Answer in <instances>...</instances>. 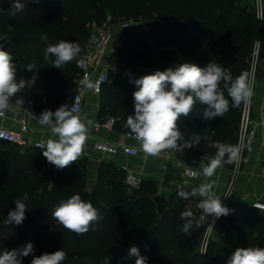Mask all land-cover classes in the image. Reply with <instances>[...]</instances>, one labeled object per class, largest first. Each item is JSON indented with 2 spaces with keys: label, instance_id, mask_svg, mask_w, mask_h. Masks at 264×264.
<instances>
[{
  "label": "trees",
  "instance_id": "16d2710c",
  "mask_svg": "<svg viewBox=\"0 0 264 264\" xmlns=\"http://www.w3.org/2000/svg\"><path fill=\"white\" fill-rule=\"evenodd\" d=\"M8 1L0 0V4ZM19 2L25 5L22 11L12 8L0 18V36L7 41L3 50L13 57L17 81L23 78L26 82L10 102L23 100L22 105H26L32 99L39 114L46 109L54 112L63 104L70 108L80 78L77 57L61 69L47 65V44L70 40L81 48L88 42L87 25L103 19L106 13L132 23L113 42L109 58L113 66L140 68L143 76L184 62L199 67L213 62L222 65L235 79L250 71L253 53L259 48V68L264 71V17H257L248 0ZM44 36L47 40L42 39ZM28 65H34L33 71L27 70ZM130 79L135 78L110 81L100 97L98 122L114 118L115 130L122 134L130 133L124 125L127 117L134 115L133 92L137 88ZM224 95L228 98L226 90ZM243 105L233 107L230 101L223 118L208 121L203 118L204 106L197 104L187 118L181 117L177 123L185 139L198 134L201 140L179 152L209 159L217 151L210 147L212 142L237 145ZM48 165L42 150L22 149L0 141V253L31 242L36 256L64 250L67 258L63 264H102L105 257L110 258V264H135V257H129L128 251L136 246L147 257V264H226L238 247L264 248V212L247 205L227 207L232 211L219 220V243H212L201 253V198L185 200L177 196L178 192H191L193 188L174 190L166 213L160 215L153 200L159 192L155 182L142 180L138 189H129L125 172L112 161L99 165L96 179L89 186L86 158L57 171ZM234 165L222 167L232 169ZM24 194L29 197L25 202L26 219L21 225L11 224L7 214L15 208L13 202ZM73 194L90 201L101 216L82 235L65 229L52 217L55 208ZM182 211L193 213L188 234L181 230ZM32 258L31 254L23 258L22 264H31Z\"/></svg>",
  "mask_w": 264,
  "mask_h": 264
},
{
  "label": "clouds",
  "instance_id": "9594fccd",
  "mask_svg": "<svg viewBox=\"0 0 264 264\" xmlns=\"http://www.w3.org/2000/svg\"><path fill=\"white\" fill-rule=\"evenodd\" d=\"M24 7L19 0H12V8L17 12L22 11ZM42 39L47 40V36ZM80 51L77 42L60 40L56 44H47L44 59L47 65L61 69L73 61ZM33 69L34 65L27 66L28 71ZM126 74L131 76L130 73ZM249 77L250 73L244 71L233 79L231 73L218 63L209 62L206 66L199 67L194 63L184 62L163 71L157 70L152 74L130 79L137 88L133 92L134 115L127 117L124 126L139 142L144 159L158 156L164 150L183 152L186 148L199 144L201 137L193 134L191 140L185 139L178 127L179 119L187 118L197 104L204 106L203 118L208 121L217 117L223 118L229 110L230 101L233 107H238L241 103L249 104L254 94ZM35 79L34 75L32 83ZM81 83L86 87H92L89 81ZM25 86L23 78L17 81L16 66L11 53L0 47V113L9 108L10 99ZM224 90L227 91L228 98L225 97ZM22 104L23 100H16L17 107ZM38 122L42 126H47L53 137H58L49 138L43 144L42 154L48 163L57 169H63L80 158L91 121L82 119L63 104L54 112L44 110L38 117ZM210 147L217 151L207 163H200L199 167L204 176L212 177L216 170L225 164L239 165L241 145L214 141ZM214 183H203L193 188L191 192L177 193L178 198L185 200L200 197L198 207L205 215L214 218L213 225L215 219L227 216L232 211L223 206L220 196L214 193ZM28 199V195L24 194L22 198L13 202L15 208L7 214L9 223L15 225L23 223L28 210L25 202ZM52 217L65 229L77 235L87 233L90 227L101 219L99 210L90 201L82 200L79 194H73L62 201L52 212ZM180 219L183 221L181 230L188 234L192 228L193 213L182 211ZM209 228H213L212 225H209ZM34 252V245L31 242L18 249L4 250L0 253V264H22L23 258L30 254L33 255L31 264H63L67 258V253L62 249L52 253L45 252L39 256L34 255ZM128 256L135 257V264H147V257L141 255L136 246L129 248ZM102 264H110V258L105 257ZM226 264H264V248L238 247Z\"/></svg>",
  "mask_w": 264,
  "mask_h": 264
},
{
  "label": "built area",
  "instance_id": "2783aa9c",
  "mask_svg": "<svg viewBox=\"0 0 264 264\" xmlns=\"http://www.w3.org/2000/svg\"><path fill=\"white\" fill-rule=\"evenodd\" d=\"M30 4H39L42 0H26ZM253 5L256 9L257 17L263 19L264 17V4L263 0H254ZM132 23H124L116 30V26L109 24L108 26L100 27L97 23L92 22L89 24V28L92 30V34L88 42L83 46L81 53L78 54L76 60V66L80 72V78L76 81L75 92L72 98L70 108L74 114L84 119L85 101L88 95L101 97L103 88L110 82L109 72L113 65L109 63L110 52L116 35H119L124 30L131 28ZM2 45H0L1 47ZM124 70L123 80L127 77H132L135 68H122ZM259 48H256L250 66V84L253 88V96L251 102L247 105H243L241 122L239 127V136L237 145L242 146L241 161L239 165H234L231 169L228 179H220L214 186L213 191L217 196H220L223 206L228 207L230 205L238 207L244 204L260 212H264V202L257 199L255 196L251 197L248 202L247 197L240 199L236 197V193L239 190L242 177L246 173V168L249 166L251 158L258 154L264 155V96L258 98V91L261 82L258 78L259 71ZM126 73H130L131 76ZM89 81L92 87H86L81 82ZM25 112L32 119H37L40 116L33 108V100L30 99L25 105ZM7 118V110L0 113V121H4ZM116 120L110 118L105 122H97L94 125L96 132L100 131H113L115 129ZM31 130L29 123L23 121L20 123V130L14 131L4 126L0 127V141L7 144L18 146L22 149L35 148L43 150V142L33 141L30 137ZM127 141H135L137 145L131 144ZM93 149L104 155L105 157L112 159L117 157L119 153H123L130 159H137L142 151L140 144L136 140L135 136L131 133L123 135V140L118 144H110L105 142H97ZM176 150H164L159 155L167 158L174 159L181 155ZM201 161L198 158L191 160L189 165H184L180 161L175 162V167L183 172L186 183L195 182L200 184V177L203 174L199 169ZM50 168L54 167L49 163ZM122 170L126 174L125 183L129 189H138L142 183L140 176L129 165H121ZM250 175L253 177L259 176L264 178V160L259 167L258 172L253 171ZM209 177L203 176L201 184L208 183ZM200 184V185H201ZM221 218V217H220ZM215 219L214 225L212 224L213 217L205 215L202 209L199 208V225L203 229V235L199 250L204 253L209 246L213 243L218 234L219 220ZM212 225L213 228H209Z\"/></svg>",
  "mask_w": 264,
  "mask_h": 264
},
{
  "label": "crops",
  "instance_id": "0c3cea01",
  "mask_svg": "<svg viewBox=\"0 0 264 264\" xmlns=\"http://www.w3.org/2000/svg\"><path fill=\"white\" fill-rule=\"evenodd\" d=\"M2 4H0V6ZM3 14L4 12L0 8V18ZM88 26L89 25H87V28H89ZM118 36L119 35H116L115 39ZM6 43L7 41L0 36V45H2V48L5 46ZM83 46L84 45H82L80 48L81 51L83 49ZM115 68L117 71L116 75L112 78V80L123 79L124 70L117 66H115ZM263 96L264 83H261L259 86L258 98L260 99ZM100 102V97L88 95L86 98L84 119H86L87 121H91V124L88 126L89 131L87 133V140L84 146L83 153L79 158H86L88 160L89 173L92 176V181H95L96 179L99 165L103 161H112L118 166L129 165L136 172V174L140 176L142 180L154 181L159 190L158 195H163L167 198H169L171 193L176 189H187L200 186L201 179L204 176L203 174L200 177V184H197L196 181L186 183L185 177L183 176V172L175 167V162L177 161H180L184 165H189L191 160L197 157H191L188 155L181 154L175 157L174 159H167L161 155L155 157L149 156L147 159H144V153L142 152L137 159H130L126 157L123 153H119L117 157L109 159L104 155H101L100 153L96 152L93 147L97 142L102 141L110 144H118L121 140H123L124 135L122 133L117 132L115 129L113 131H95L94 125L98 122ZM9 105V108L7 109V118L4 121H0V127L4 126L8 129L19 131L20 123L23 121H27L31 130L29 137L33 141H41L44 143L49 138L58 139V137H53V134L47 126H42L40 125L37 119H32L31 117H29V115L25 112V105H20L19 107H17L16 104L11 103L10 101ZM127 142L137 145L135 141ZM198 159H200V161L204 163H207L208 161V159L204 158ZM262 160H264V155L256 154L251 158L250 164L246 168V173L242 177L239 190L236 193L237 198L241 196L240 199L244 197L246 199L247 197V201L249 202L251 200V197L255 196L257 199L264 202V178L259 176L253 177L252 175H250L253 171L258 172ZM200 170L202 172V169ZM230 172L231 169L220 167L216 170V173L212 177H209L208 183L215 182V186L220 179H228L230 176ZM244 205L248 206V204Z\"/></svg>",
  "mask_w": 264,
  "mask_h": 264
},
{
  "label": "water",
  "instance_id": "95a60500",
  "mask_svg": "<svg viewBox=\"0 0 264 264\" xmlns=\"http://www.w3.org/2000/svg\"><path fill=\"white\" fill-rule=\"evenodd\" d=\"M0 8L4 13L8 12L10 9H12V0L3 3L0 6ZM142 74H143V70L140 68H136L134 71L133 77L138 78ZM258 78L261 83H264V71L262 69H259L258 71ZM52 170L57 171V168L53 167ZM95 185H96L95 182L91 184L92 189H94ZM153 200L157 204L158 214L164 215L169 205V199L166 196L157 195L156 197H154Z\"/></svg>",
  "mask_w": 264,
  "mask_h": 264
},
{
  "label": "rangeland",
  "instance_id": "374dc122",
  "mask_svg": "<svg viewBox=\"0 0 264 264\" xmlns=\"http://www.w3.org/2000/svg\"><path fill=\"white\" fill-rule=\"evenodd\" d=\"M248 1L253 3L254 0H252V1L251 0H248ZM263 4H264V0H263ZM94 22L97 23L99 26L104 27V28L106 26H108L109 24H113V25H115L117 27L116 30H118L120 28V26L122 24H124V22H121L118 18L113 17L109 13H106V15H105V17L103 19H101V20L95 19ZM88 31H89V38H90V36H91V34L93 32H92V30L90 28H88ZM89 38H88V40H89ZM116 71L117 70H116L115 66H113L111 68L110 72H109V79H110V81L116 75ZM91 180H92V176H91L90 173H88V186H89V183H90ZM213 243H219V239L216 237L215 240L213 241Z\"/></svg>",
  "mask_w": 264,
  "mask_h": 264
}]
</instances>
